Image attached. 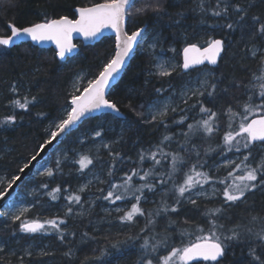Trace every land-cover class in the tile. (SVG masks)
I'll list each match as a JSON object with an SVG mask.
<instances>
[{
    "label": "trees",
    "instance_id": "obj_1",
    "mask_svg": "<svg viewBox=\"0 0 264 264\" xmlns=\"http://www.w3.org/2000/svg\"><path fill=\"white\" fill-rule=\"evenodd\" d=\"M104 0H0V36L10 34L8 24L16 27H26L38 22L50 20L64 15L74 17V8L87 6ZM218 0H136L137 8L144 7L147 10L142 14L128 17L127 31L131 32L139 27H145V32L155 34L154 51L161 55L175 54L179 60L175 70H170L171 75L161 76L152 72L153 53L140 50L137 47L133 58L124 71L119 81L112 87L108 94L109 100L114 102L124 114L117 117L110 113L89 117L82 121L79 126L71 131L61 142H71V139L80 131L102 133L107 132L103 122H109L116 133L119 131V140L113 144L112 153H119V158L105 156L109 168L115 163L114 175L106 178L101 184L103 192L98 191L100 201L109 203L102 197L107 194L110 183H121L125 173H131L136 168L141 174L148 170L152 161L146 160L142 165L138 162L141 151H157L155 145L160 143L165 134L173 135L170 144L165 142L164 151H176L178 144L184 138L181 132L187 131L186 125L181 127L174 123L179 120L182 113H169L166 123L170 126L165 130L163 125L149 123L147 115L148 105L156 98L170 95L179 89L188 76L196 73L202 67L184 71L182 68L181 52L189 44L202 46L211 39L220 38L224 44L223 54L214 67H208L213 72L209 75V83L217 85L216 92L212 97L206 94L199 97L205 107L214 111H222L228 104L237 107V101L246 99L244 85L252 81L253 74L260 75L264 65L260 58H249L250 53L256 47H264V37L255 35L258 27L253 20L258 16L264 22V0H220V7L229 5L228 14L221 16L212 15V9L217 6ZM239 4L246 10L243 21L239 20L234 10V5ZM159 5V11H152L148 6ZM203 5V10L201 8ZM232 23L233 29L226 25ZM197 27L204 30L196 31ZM79 50L73 57L63 60L56 55L53 48H42L31 42H21L7 48L0 46V173L8 179H13L20 168L38 151V146L43 144L50 135V131L56 122L60 121L71 109L70 100L71 79L79 71H85L90 77H95L103 66L110 60L114 53V39L111 36L102 38L94 44L83 45L78 43ZM15 87L16 91H13ZM83 89V87L81 88ZM162 89V92H157ZM227 90V91H225ZM25 98L29 101L27 108L22 109L11 103L19 100L24 103ZM33 98H35L33 100ZM197 103V97L193 96L188 104L182 102L180 108H191ZM199 105L189 112L190 119L198 116ZM9 116H14L15 121L11 124L4 123ZM225 117H221V124ZM222 135V133H221ZM68 142V144H69ZM193 143L199 146L203 152L209 144L213 148L221 143L220 135L207 141L193 137ZM257 148V147H256ZM256 148L253 150L255 152ZM88 155L89 153H84ZM80 157H76V161ZM161 157L157 155V159ZM223 156L212 154L208 160L211 168ZM192 156L190 163L195 162ZM168 161H162L167 165ZM75 170H69L68 166ZM78 163L68 164L62 162L59 169L56 161H50V168L54 175L46 178L33 175L25 179L19 190L26 183L36 181L42 189L51 191L59 186L60 198L51 200L47 193L40 197V202L32 208L31 214L23 220L38 219L41 223L57 216L66 220L65 238L62 241L56 231L45 225V231L26 233L20 230V221H11L8 212L3 210L0 217V238L6 241L5 248L0 251V264H142L145 253L141 248L143 237L149 233L141 232L145 227L146 217L137 216L134 222L122 221L120 217L131 207L133 199L123 201L127 207L120 211L116 217L107 218L104 222L100 219V213L96 208L90 209L81 217L73 214L65 216L66 209L58 215L52 214L62 196L68 194H80L73 189L76 182ZM160 171H165L160 167ZM228 170H219L216 175L224 177ZM137 185L143 183L139 177H134ZM43 185H47L44 188ZM67 189V191H64ZM48 191V192H49ZM147 201L141 202V207L146 212H155L159 201L160 192H148L145 189ZM120 202V201H116ZM168 204H174V197L169 195ZM223 208V215L217 214L219 223L224 225V234L234 226H240L241 235L238 240L228 242V248L221 264H253L250 249H256V255L264 258V245L255 237V233L264 229V191L257 189L249 193L246 200L236 202L230 207L224 204L222 195L212 200L198 199L193 205L184 201L177 206L176 213H169L156 217V224L152 235L159 233L160 237L171 235L173 240L170 246H181L196 242L198 237L207 236L210 225L204 213L207 209ZM44 211L50 212L47 215ZM253 217L257 219L253 220ZM175 222V230L169 228V222ZM187 221V223H185ZM198 227L204 229L198 231ZM251 228L252 233L246 229ZM185 235L181 237L180 233ZM74 233V235H73ZM87 234V235H85ZM21 236V242L41 235L50 240V247L44 253H31L23 255L20 260L10 253L9 248L15 242L16 237ZM137 237H140L137 239ZM70 252V254H68ZM189 264H215L212 261H196Z\"/></svg>",
    "mask_w": 264,
    "mask_h": 264
},
{
    "label": "snow or ice",
    "instance_id": "obj_2",
    "mask_svg": "<svg viewBox=\"0 0 264 264\" xmlns=\"http://www.w3.org/2000/svg\"><path fill=\"white\" fill-rule=\"evenodd\" d=\"M152 11H159V5L155 7L149 5ZM235 12L239 16V20L243 21L246 16V10L239 4L233 6ZM203 10V5H201ZM229 5L225 4L220 7V0L217 6L213 8L212 15L221 16L228 14ZM147 9L144 7L136 8L134 0H104L103 3L94 4L90 7H80L76 9L79 14L78 19H69L67 16H61L58 19L45 20L43 23H36L28 27H16L9 24L11 35L7 37L0 36V46L5 48L15 43L16 39L21 37H30L31 40L41 42L45 40H54L58 47L57 55L64 59L66 54L71 53L75 49V45L71 43V34L73 32L82 33L86 39L95 38L102 33L105 28L111 29L115 33V52L110 60L103 66L98 75L87 80V86L83 87L80 95H73L71 99V110L67 112L66 118L61 119L55 125L57 131L50 133V139L38 146V151L31 157V161L37 160V157L45 150L46 145L52 143L56 137L65 132L68 128L81 120L87 113L100 110L111 109L119 113V108L114 102H110L105 95V89L110 85V82L115 79V75L121 70L126 63V58L130 55L134 46L140 43V38L144 29H137L129 34L123 27L127 17L135 14H142ZM254 22L258 26L255 35L264 37V22H261L258 16L253 17ZM228 29H233L234 25L228 23ZM154 47V45H153ZM224 44L220 39H211L207 42V47L199 48L195 44H191L184 48V60L182 68L189 69L194 65L203 64L208 61L210 64L217 63V57L223 51ZM261 64L264 65V50H261ZM189 53L197 55L190 56ZM257 52L252 50V56L256 57ZM159 75L169 76L171 72L164 65H159ZM173 70H175L173 68ZM84 79L78 77V80ZM252 80L257 81L253 84L249 81L244 85L246 99L241 103L237 101V107L234 108L228 104L222 111L217 112L212 108L205 107L199 97L205 94L212 97L216 92L217 85L209 83L207 80L199 82V87L189 89L181 93L182 103L187 105L188 101L193 97H197V103L191 108H180L172 106L168 101H164L159 107L153 105L150 110L149 123H158L163 125L166 132L169 125L166 123L169 113L180 112L182 115L179 120L174 121L177 125L184 127L187 131L181 132L184 140L178 144L176 151L165 152L163 145L168 144L173 140V135L165 134L160 143L155 145L157 151H141L138 162L142 165L146 160H151V167L143 171L141 174L139 169L134 168L131 173H125L121 183H110L107 194L102 198L115 204L116 201H128L133 199L130 209L124 211L120 217L122 221L134 222L137 216L146 217V224L141 232L149 233L143 237L141 248L144 250L142 264H189L193 260L212 261L215 264H221L222 258L226 254L228 242L238 240L241 233L238 230L240 226H234L228 229L229 235L224 234V225L219 223L217 214L223 215V208L207 209L204 213L210 225V232L207 236L198 237L196 242L181 244V246H170V241L173 240L171 235L160 237L159 233L152 235L156 224V217L176 213L177 206L184 201L193 205L197 204L198 199L212 200L217 196L223 197L224 204L231 206L236 202L246 200L249 193L257 189L264 191V68L261 74H253ZM13 91L16 89L13 87ZM80 91V89H77ZM158 93L162 89L156 90ZM227 91V90H225ZM189 92L191 93L189 95ZM35 98H33L34 100ZM11 103L18 105L22 109H26L29 101L25 98L24 103L19 100H14ZM199 105V118L192 117V122H187L189 112ZM221 117H225V121L221 124ZM15 121L14 116H9L4 123L11 124ZM222 133V135H221ZM220 135L221 143L215 148L209 144L201 154L199 146L193 143V137L211 141ZM95 136H101L100 131L95 132ZM259 146L261 152L254 155V149ZM108 147V145H105ZM231 153V156L229 154ZM212 154L225 157L223 163H217L214 167H209L208 160ZM114 157L119 158V153H111ZM157 155L161 158L157 159ZM192 156H195V162L190 163ZM66 159V156H65ZM168 161L167 165L162 164V161ZM79 164V171L83 172L89 165L93 164V159L88 155H81L79 160L75 161ZM61 164L60 159L56 161V167L59 169ZM157 166L164 167L165 171H160ZM30 167V164H25L20 168V172H24ZM115 163L109 168V177L114 175L113 168ZM229 169L227 175L218 177L216 173L221 169ZM45 174L49 177L54 175L52 168H46ZM134 177H139L143 183H134ZM21 177H14L8 184L11 188L12 184ZM103 183V181H101ZM205 185L209 187L206 188ZM47 188V185H43ZM87 185L81 186L79 192L83 193ZM145 189L148 192H160L161 200L155 212H146L140 205L142 200L147 201ZM64 191H67L65 189ZM103 192V189H100ZM61 188L57 186L47 192V196L55 201L60 198ZM5 195L0 192V197ZM174 197V204H168V197ZM68 201L65 216L73 214V204H81L82 198L78 194H69L64 197ZM29 211L28 208H21L12 216V220L20 221V230L26 233H37L45 231V225H48L51 230L58 233L59 238L63 241L65 238V229L61 225L66 224V220L59 216L48 219L41 223L38 219L23 220L22 217ZM115 211H122L117 207ZM82 214V213H78ZM0 215H3L0 212ZM257 217H253V220ZM187 223V221H185ZM175 222H169V228L175 230ZM198 231L203 232L202 227H198ZM247 233H252L251 228L246 229ZM74 235V233H73ZM87 235V234H85ZM181 237L185 234L180 233ZM256 239L264 245V229L255 233ZM140 237H137L139 239ZM0 251L3 247L0 246ZM70 254V252L68 253ZM30 255V253H29ZM253 264H264V258L256 255V249H250Z\"/></svg>",
    "mask_w": 264,
    "mask_h": 264
},
{
    "label": "rangeland",
    "instance_id": "obj_3",
    "mask_svg": "<svg viewBox=\"0 0 264 264\" xmlns=\"http://www.w3.org/2000/svg\"><path fill=\"white\" fill-rule=\"evenodd\" d=\"M201 30L204 29L201 27L196 28V31ZM155 38V34H149V32H145L141 36L140 43L138 44L140 50L145 49L149 53H153L154 60L152 64V72L159 73V65H164L168 71L180 65L181 62H179L175 54L161 55L154 51ZM254 50L257 52L256 57H253L251 52L249 58H260L262 54L261 50H264V47H256L254 48ZM212 73L213 72L210 68L202 67L196 73L188 76L186 81L179 89L174 90L170 95L166 97L154 99L148 105L147 115L150 117L149 113L153 105L159 107L164 101H168L172 104V106L179 105L182 102V92H186L189 89L198 88L199 82L203 80L209 81V75H211ZM78 77H83L84 79L78 80ZM89 79H92V77H90L85 71L77 72L72 77L70 83L71 92L73 93V95H79L80 92H82L83 90L81 88L87 86V80ZM77 89H80V91H77ZM190 94L191 93L189 92V95ZM66 115L64 116V118H66ZM59 122L60 121L56 122L55 125ZM55 125L51 129L50 133L56 130ZM103 125H105V127L107 128V132L102 133L99 137L93 136L94 133L90 131H80L71 139V142L68 141L69 144L68 142L66 143L63 141L57 143L49 152V154L37 164L33 173V179L35 177L48 179L49 176L45 174V169L50 168V161L52 159L55 161H57V159H60V161L62 162H66L68 164H75L76 157L78 158L81 155H84V153H89L91 158L93 159V164L89 165V167L87 169H84L83 172L79 171L78 165V171L75 176L77 180L76 182H74L73 185V189L75 190V192H79L81 186L87 185V188H85V191L83 193L79 192V195L82 198V203L72 205L73 216L81 217L85 215L90 209L97 207L96 210L100 213V219L102 222H104L105 219L109 217H116L119 213L115 211L117 207L121 208L122 210L127 207V203H124L123 201L112 204L110 202L105 203L104 201H100L98 198V191L102 189L101 184L106 182V178L108 176L109 171V164L107 162L108 159L105 158V156H110V158H113V155H110V152L112 153L113 144H115L119 140L120 135L119 131H116L115 133L113 126L109 122L104 121ZM105 145H108V147H105ZM260 152L261 149L259 146H257L254 155H256L258 158ZM229 156H231V153L229 154ZM224 159L225 157L217 161L212 167H214L217 163H223ZM68 167L69 170H75L71 165ZM221 170L229 169L221 168ZM33 179L31 182L26 183L22 188H20V190L18 188L14 197L5 206L4 210L8 212L9 220L13 221L12 216L16 214L21 208L29 209V211L22 218L28 217L31 214L33 206L40 202V197H42L49 191L48 188L42 189L41 184H38L36 181H33ZM12 180L13 179H8L5 174L0 173V192H2ZM101 181H103V183ZM205 187L208 188L209 186L205 185ZM66 194L69 195L68 192H66ZM67 206L68 201L64 198V196H62V198L59 200L58 206L54 209L56 211L52 215L55 216L61 214ZM44 212L47 213V215L51 214L47 211ZM20 242L21 236L19 235L18 237H16L15 242L12 243V246H10L9 248L10 253L16 255L18 260L21 259L22 254L28 256L29 253H44L48 250L47 248L50 247V240L41 235H38L34 238H30L29 240L23 241L22 243ZM5 244L6 241L0 238V246H2L3 249L5 248Z\"/></svg>",
    "mask_w": 264,
    "mask_h": 264
},
{
    "label": "water",
    "instance_id": "obj_4",
    "mask_svg": "<svg viewBox=\"0 0 264 264\" xmlns=\"http://www.w3.org/2000/svg\"><path fill=\"white\" fill-rule=\"evenodd\" d=\"M136 0H134L135 2ZM99 3H103V2H99ZM94 4H98V3H94ZM94 4H91V5H87V6H79V7H76L74 8V17H70V16H67V15H64V16H67L69 17V19H78L79 18V14L76 12V9L77 8H80V7H90ZM60 17H57V18H53V19H58ZM127 21H128V17L125 19L124 21V24H123V27L124 29L127 31ZM45 22V21H43ZM43 22H38V23H43ZM36 24V23H35ZM31 26V25H29ZM28 27V26H26ZM8 28H9V24H8ZM10 29V28H9ZM138 29H144L145 30V27H139ZM137 29L133 30V31H136ZM131 31V32H133ZM131 32H129V34H131ZM144 33V32H143ZM142 33V35H143ZM11 35V31H10V34ZM8 35V36H9ZM107 36H111L113 37L114 39V49H115V33L113 30L111 29H108V28H105L102 30V33L100 35H98L97 37L95 38H91V39H86L82 33H79V32H73L71 34V43L73 45H75V49L71 52V53H68L66 54V57L63 59H67L68 57H73L74 55H76V53L78 52L79 50V46H78V43H82L83 45H88V44H94L98 41H100L102 38L104 37H107ZM7 37V36H6ZM141 39V38H140ZM215 39H220V38H215ZM222 40V39H220ZM21 42H31L33 43L34 45L36 46H39V47H42V48H53L55 51H56V55H57V52H58V47H57V44L54 40H45V41H41V42H36V41H33L31 40L30 37H21L19 39H16L15 40V43L10 45V46H13V45H17ZM191 45V44H189ZM189 45H186L184 48L188 47ZM198 46V45H197ZM137 47H138V44L134 46L133 50L131 51L130 55L126 58V63L124 64V66L121 68V70L118 72V74L115 75V79H113L111 82H110V85L105 89V95H106V98L109 100L108 98V94L110 92V90L112 89V87L119 81V79L121 78V76L123 75L124 71L126 70V68L128 67L131 59L133 58L134 54H135V51L137 50ZM199 48L203 49L204 47H207V44L205 45H202V46H198ZM184 48L182 49V52H181V59H182V64H183V60H184ZM223 51H224V48H223ZM223 51L220 53V55L217 57V63L215 65L213 64H210L208 61H205L203 64H200V65H194L192 67H190L189 69L187 70H184V71H188L192 68H196V67H201V66H208V67H214L218 64L222 54H223ZM115 52V50H114ZM114 54V53H113ZM190 56L192 55H197L196 53H189ZM58 56V55H57ZM59 57V56H58ZM60 58V57H59ZM61 59V58H60ZM80 95V94H79ZM72 99V98H71ZM110 102H112L111 100H109ZM70 104H71V100H70ZM71 110V109H70ZM104 113H110L114 116H117V117H123L124 114L119 110V113L117 112H114L112 111L111 109H100V110H94V111H91L89 113H87L83 118H81L80 121H78L77 123H75L73 126H71L70 128H68L65 132H62L60 133L56 139H54L52 141L51 144L49 145H46L45 147V150L41 152V154L37 157V160L35 161H31V158L29 159L28 162H26L27 164H30V167L28 169H26L23 173L18 172V174L15 176H19L21 177V179L17 180L15 183L12 184V187L9 188L8 186L2 191L5 193V195L3 197H0V212L3 213V210L5 208V206L10 202V200L14 197L15 193L17 192L18 188H19V185L27 178L31 177L34 173V170L37 166V164L42 161L48 154L49 152L52 150V148L57 144L59 143L63 138H65L71 131H73L74 129H76L79 124L84 121L85 119L89 118V117H95V116H98L100 114H104ZM57 131V129L55 130ZM50 139V137L48 138ZM47 139V140H48ZM39 150V149H38ZM36 154V153H35ZM34 154V155H35ZM25 163V164H26ZM24 164V165H25ZM23 165V166H24ZM22 166V167H23ZM2 215H0L1 217ZM196 261H203V260H200V259H197V260H193V261H190L189 263L191 262H196Z\"/></svg>",
    "mask_w": 264,
    "mask_h": 264
},
{
    "label": "bare ground",
    "instance_id": "obj_5",
    "mask_svg": "<svg viewBox=\"0 0 264 264\" xmlns=\"http://www.w3.org/2000/svg\"><path fill=\"white\" fill-rule=\"evenodd\" d=\"M212 68V67H211ZM6 188V187H5Z\"/></svg>",
    "mask_w": 264,
    "mask_h": 264
}]
</instances>
